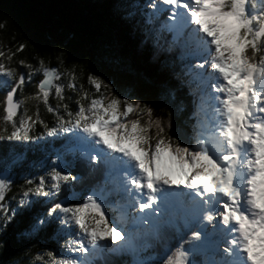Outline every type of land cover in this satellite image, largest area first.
Masks as SVG:
<instances>
[{"label": "snow or ice", "instance_id": "snow-or-ice-1", "mask_svg": "<svg viewBox=\"0 0 264 264\" xmlns=\"http://www.w3.org/2000/svg\"><path fill=\"white\" fill-rule=\"evenodd\" d=\"M109 9L145 46L156 49L161 33L171 34L168 50L180 49L190 79H161V97L174 100L187 84L196 97L193 115L203 118L191 137L179 126L170 134V120L155 117L151 105L129 92L118 94L101 76L87 77L98 94L89 99L75 68L67 70L66 86L56 85L63 75L57 68L19 60L29 71L18 72L0 49V238L21 209L39 203L42 212L23 235L52 228L64 240L63 251L47 253L48 264H264V0H109ZM14 57L7 53L9 64ZM37 72L43 75L37 92L17 100ZM53 87L60 102L72 99L65 87L77 93L75 111L68 103L64 114L61 103L52 106ZM29 100L38 102L35 119L25 109L17 124ZM40 102L56 117L51 127L40 118ZM36 124L47 137L72 133L67 152L86 157L102 179L77 193L72 184L82 177L71 174L75 161L57 153L52 163L60 161L61 170L36 182L24 176L28 187L19 199L8 197L23 159L16 145L43 138L30 134ZM62 185L69 195L54 200Z\"/></svg>", "mask_w": 264, "mask_h": 264}, {"label": "trees", "instance_id": "trees-1", "mask_svg": "<svg viewBox=\"0 0 264 264\" xmlns=\"http://www.w3.org/2000/svg\"><path fill=\"white\" fill-rule=\"evenodd\" d=\"M166 32L161 33L159 46L153 49L140 43L138 37L130 34L121 22L111 13L109 0H0V49L6 55L5 64L15 67L18 72L27 73L29 69L20 68L19 60H24L36 66L37 60H43L45 65L57 68L62 73V78L56 80V85H67V70L75 68L77 86L83 85L84 91L89 93V99L98 95L87 81L89 75H99L106 82H111L114 88H119L120 93L127 91L133 98H139L152 106L154 116L166 123L170 120L172 128L170 134L179 126L191 137L193 126L200 119V114L194 116V96L189 94V86L184 84L177 90L174 100H163L160 94V81L167 78L173 84H179L174 74L183 76L186 71V60L181 58L179 48L168 50ZM25 45L23 52L17 48ZM15 53L9 64L7 53ZM63 61L62 63L60 61ZM198 62V61H196ZM43 75L37 72L32 83L27 84L22 92L17 94V100L37 92V83ZM102 91H105L102 88ZM64 95L71 100L58 101L55 88L50 93V103L53 107L61 103H68L69 108L75 111L77 93L67 87ZM37 101L29 100L23 104L19 114L15 117L17 124L25 109L29 116L35 119ZM87 104V101H82ZM183 105L182 111L177 107ZM40 118L49 127L55 122V115L48 113L45 105L40 102ZM5 115V97L0 92V123ZM65 118H67L65 116ZM146 119V117H145ZM11 125H8L10 132ZM45 129L36 124L30 133L43 138L36 143L18 144L17 149L22 153L23 159L15 167L17 176L8 197L16 196L26 185L24 176L38 181L39 176L51 172L54 168L61 170L52 161L57 153L63 154L66 161H75L71 164V174L79 175L81 180L72 184L74 190L83 194L102 177L89 171L86 157H81L79 152L75 156L67 152L70 145L66 142L72 133H60L57 137L44 135ZM83 161V163H80ZM63 174V173H62ZM67 185H62L60 197L69 195ZM33 200H43L42 197H32ZM109 216H118L112 209H106ZM42 212V205L37 203L31 208L21 209L14 222L9 225L6 238H0V264H48V252L60 253L63 251L64 240L58 238L52 228H44L38 234L23 235L29 230L36 215ZM130 220V219H129ZM131 227V221H128ZM6 241V242H5ZM41 259H37V257Z\"/></svg>", "mask_w": 264, "mask_h": 264}, {"label": "rangeland", "instance_id": "rangeland-1", "mask_svg": "<svg viewBox=\"0 0 264 264\" xmlns=\"http://www.w3.org/2000/svg\"><path fill=\"white\" fill-rule=\"evenodd\" d=\"M168 36V35H167ZM196 100V97L194 96V101ZM201 116H200V119H202L203 118V115L202 114H200ZM134 212H135V210H133ZM135 215H139V213H137V212H135Z\"/></svg>", "mask_w": 264, "mask_h": 264}, {"label": "water", "instance_id": "water-1", "mask_svg": "<svg viewBox=\"0 0 264 264\" xmlns=\"http://www.w3.org/2000/svg\"><path fill=\"white\" fill-rule=\"evenodd\" d=\"M55 82H56V80L54 81V84H55ZM51 90H52V89H51ZM16 99H17V97H16ZM20 110H21V108L18 110V114H19Z\"/></svg>", "mask_w": 264, "mask_h": 264}]
</instances>
